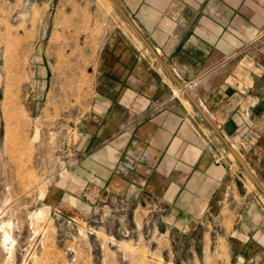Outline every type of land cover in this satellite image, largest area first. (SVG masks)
Here are the masks:
<instances>
[{"label": "crops", "instance_id": "0c3cea01", "mask_svg": "<svg viewBox=\"0 0 264 264\" xmlns=\"http://www.w3.org/2000/svg\"><path fill=\"white\" fill-rule=\"evenodd\" d=\"M116 2L158 59L125 21L97 17L96 78L78 123V156L65 174L75 202L88 208L109 196L131 205L173 198L186 211L181 223L197 222L210 196L232 184L222 139L264 186V0ZM26 6L48 11L39 26H48L53 41L59 24H82L92 15L91 0ZM170 73L188 86L218 133ZM236 212L223 237L244 254L264 249L257 205L248 199Z\"/></svg>", "mask_w": 264, "mask_h": 264}, {"label": "rangeland", "instance_id": "374dc122", "mask_svg": "<svg viewBox=\"0 0 264 264\" xmlns=\"http://www.w3.org/2000/svg\"><path fill=\"white\" fill-rule=\"evenodd\" d=\"M91 1L92 15L59 24L53 41L39 26L48 11L0 0V264H264V249L244 254L223 237L248 199L264 217V196L231 154L232 184L197 222L182 224L173 198L75 202L65 174L96 78L97 17L124 22L109 0Z\"/></svg>", "mask_w": 264, "mask_h": 264}, {"label": "water", "instance_id": "95a60500", "mask_svg": "<svg viewBox=\"0 0 264 264\" xmlns=\"http://www.w3.org/2000/svg\"><path fill=\"white\" fill-rule=\"evenodd\" d=\"M109 1L116 8L117 12L120 14V16L126 22V24L132 29V31H134L137 34L139 39L142 41L143 45L147 46V48L152 52V54L158 59L157 54L154 51V49L151 47V45L148 44V42L145 40V38L136 29V27L132 23L131 19L129 17H127V15L123 11V9L119 5V3H117L116 0H109ZM171 75L174 78V80H175V82L177 84V87L183 92V94L186 96V98L194 105V107L196 108V110L198 111L200 116H202L208 122V124L212 127L213 130H215L212 122L210 121L208 116H206L205 113L201 110V108L199 107L198 103L195 102V100L193 99V97L191 96V94L189 93L187 88L184 87V85L177 79V77L174 74H171ZM215 131L217 132V130H215ZM222 140H223L224 144H226V146H227L229 152L232 154V156L234 158H236V160H237L239 166L241 167L242 171L245 172L247 177H249V179L252 181L253 185L256 186L257 189L259 190V192L264 196V186H261V184L258 182V180L254 176V174L250 171V169L246 165V163L243 160V158H241L239 152L233 146H231L230 144H227L226 141H224V139H222Z\"/></svg>", "mask_w": 264, "mask_h": 264}, {"label": "bare ground", "instance_id": "6f19581e", "mask_svg": "<svg viewBox=\"0 0 264 264\" xmlns=\"http://www.w3.org/2000/svg\"><path fill=\"white\" fill-rule=\"evenodd\" d=\"M176 91H177V90H176ZM233 146H234V145H233ZM40 212H41V211L39 210V211H37L36 213L39 215V214H41ZM39 216H40V215H39ZM2 236H3V239H2V240H3L4 243H5L6 240L11 239V237H12V236L9 235L8 231H6V230L3 231ZM12 240H13V239H12ZM23 262H24V260H23ZM22 264H23V263H22ZM24 264H25V263H24Z\"/></svg>", "mask_w": 264, "mask_h": 264}, {"label": "built area", "instance_id": "2783aa9c", "mask_svg": "<svg viewBox=\"0 0 264 264\" xmlns=\"http://www.w3.org/2000/svg\"><path fill=\"white\" fill-rule=\"evenodd\" d=\"M184 87H186V88H188V86H184ZM180 90V89H179ZM181 91V90H180ZM182 92V91H181Z\"/></svg>", "mask_w": 264, "mask_h": 264}]
</instances>
